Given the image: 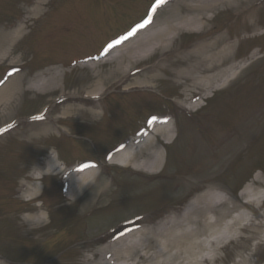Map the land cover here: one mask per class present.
<instances>
[{
	"label": "rangeland",
	"instance_id": "obj_1",
	"mask_svg": "<svg viewBox=\"0 0 264 264\" xmlns=\"http://www.w3.org/2000/svg\"><path fill=\"white\" fill-rule=\"evenodd\" d=\"M27 1L0 0V33L8 34L2 25L10 21L15 14L20 19L28 20L25 36L19 41L17 51L12 55L13 60L21 65L27 61V74L19 75L18 81L25 78L26 82H32L34 77L41 73L40 70H46L51 64L57 65L61 80L59 90L55 92H76L74 95H77V98L72 100L73 107H70L69 114L61 113L64 108L61 104H57L55 112H46L45 117H48L50 127L47 133L42 134L41 123L27 126L24 121H28V117L21 115L39 111L45 102L59 93L54 92L53 95L46 96L43 95L44 92L28 91L12 110L10 118V121L21 118L17 125L19 130L15 128L0 134V198L3 200L0 206L3 204L5 207V211L0 215V253L9 260L14 259L13 254L22 258H16L17 262H10L0 257L1 262H4L2 264H100L101 260L103 261V248L129 237V232L157 228L169 217L181 218L182 223L190 205L197 201V206L202 210L198 212L202 213L199 217L190 215L183 226L196 228V225L191 223L192 220L199 219V223L202 220L203 223L207 221L202 230L200 227L203 223L198 225L200 234L194 236L202 246L184 249L183 253L173 248L161 260L165 259L168 264L169 256L173 254L175 257L172 261L176 264H190L193 260L200 264H240L247 258L251 259L252 264H264V227L256 231L259 219L255 218L259 216L254 217L253 214L255 210L260 212L259 215L263 218L264 205L257 207L241 195L244 191L249 194L250 189L246 190L247 186L255 181L257 175H261L259 168L264 169V116L253 117L252 106L247 107L248 104H256L262 99L257 101L258 96L244 88L247 82L242 77L244 72L239 73L241 68L229 86L220 84L213 94L210 92L211 96L209 94L207 100L201 98L200 91H196V96L191 97L189 90L186 91V84L175 76L177 67L174 69L169 62L178 51H186L198 40L204 39L206 35L202 32L180 33L171 47H174L172 53L158 50L151 56L142 55L139 60H127L122 65L111 60L120 52H115L101 62H95L93 58L85 61L75 58L88 57L90 53L92 57L101 49L102 43L129 28L156 0H48L40 12L34 11L32 4H26ZM244 2L246 0H235L231 8L222 7L219 11L212 12L213 17L208 28L214 26L215 29H220L222 20L225 21L226 16L232 12L230 9H235ZM173 3H167V9L163 8L159 19L170 14ZM157 8L160 6L154 11L158 10ZM153 15L154 13L150 17ZM257 22L264 25V11L259 14ZM227 24L230 27L228 21ZM247 27L244 25L241 32ZM249 32L246 31L245 34L250 38L233 48L232 54L236 58L246 54L251 48H264V35L253 38V34ZM141 36L137 39L143 38ZM121 51L126 52L127 49ZM0 60V79H3L7 77H2L3 70L9 64L8 59ZM161 60L166 62V69L162 67L160 77L157 76L153 87H132L131 82L135 76L127 78V75L132 73L135 67L140 69L152 66ZM73 61L77 63H72ZM254 63L248 69L256 64ZM260 67L261 64L255 69ZM128 69L129 71L124 73ZM258 73L257 80L252 82L264 83V80L260 81L263 75ZM129 83L131 84L128 86ZM141 90L150 92L142 98L143 100L130 96V93ZM93 91H98L96 94L100 96H91L95 94L90 93ZM158 91L166 94L172 107H169L166 115L173 116V124L182 125L186 132L169 146L166 142L172 141L174 134L161 131L162 133L159 132L153 137V144L147 147V152H153L154 148L163 152L162 163L153 169V172L166 174V177L157 181H150L151 178L140 179L137 175L133 176L132 171L135 172L136 169H133L132 164H129L128 172L123 169L118 172H105L106 167L103 168V164L98 162L97 153L101 154L115 145L113 139L128 136L144 126L146 114L153 111V107H159L157 112L160 113L168 108L162 106L154 97L153 93ZM240 91L245 93L240 96ZM108 93L115 96L107 109ZM247 95L256 101L241 106L242 99ZM91 97L95 99L92 100ZM197 103L202 107L200 113L196 114H202L200 117L188 122L190 116H186L184 120L177 119L184 113H190L193 110L191 106ZM177 108L179 112L174 117ZM203 109L207 111L203 112ZM239 109L244 116L242 124L243 116L239 117ZM4 121L6 119L1 109L0 124ZM56 121L59 122L55 123ZM209 123L211 128H205V124ZM201 124L202 126H199ZM37 127L40 129L38 133L33 130ZM232 127L236 129H231ZM205 129L209 133H202ZM229 129L230 135L226 133ZM73 134H78L76 138L87 141L82 144ZM66 136L73 137L72 141ZM90 143L97 149L88 145ZM50 150L52 155L62 162L63 171L59 172V175L37 174V179L31 178V172L36 166L45 167V162L50 159ZM145 156L146 153L142 158ZM83 157L95 158L98 165L96 164L97 168L94 169L92 183L83 187L79 195L71 200L66 193L72 181L67 178L77 179L81 176L79 171L76 172L77 169L85 164L92 165L90 162H84ZM136 172L142 174L143 171ZM21 181L31 188L33 185H42L43 189L39 187L42 193L39 201L24 199L28 198L29 189L28 195H23V190H20L17 198H13L12 188ZM261 181L263 182L264 178ZM63 187L61 198L59 193ZM253 187L259 190L261 186ZM100 193L102 199L96 203ZM37 205H42L41 212L38 211ZM92 209L97 211L93 216L87 217L85 214L92 212ZM140 211L147 213L141 215ZM239 211L253 212L249 214L250 219H253V228L230 229L226 225ZM44 212L47 213L46 220L41 227L29 219L43 215ZM138 238L137 235L132 239ZM215 240L218 241V251L214 254L210 253L207 247L215 243ZM160 244L159 241H153L149 253L156 255L161 250ZM123 261H112V264H127ZM149 262L140 259L138 264H150Z\"/></svg>",
	"mask_w": 264,
	"mask_h": 264
},
{
	"label": "bare ground",
	"instance_id": "obj_2",
	"mask_svg": "<svg viewBox=\"0 0 264 264\" xmlns=\"http://www.w3.org/2000/svg\"><path fill=\"white\" fill-rule=\"evenodd\" d=\"M40 1L41 2H39L33 8L35 9L34 11L40 12V8H42L46 0ZM172 1L174 2L172 4L174 7L171 6L169 15L159 19L158 17L162 11L167 9L166 7L164 9L162 8L157 14L156 19H154L146 28L138 32L135 39H133L135 40L134 42H132L133 40H129L128 42L123 43L122 46L114 49L113 52L111 51L112 53L109 55V58L114 55L115 52H120L111 60H115L117 64L122 65V63L127 60L130 62L139 60L140 56L142 55L151 56L158 50H163L165 53H172L171 50L173 48L171 47L174 45V42L180 33L186 31L202 32L205 33L207 38H204L203 42L201 41L196 43L188 51H180L175 54L173 59H171L169 62V65L174 69L177 67L175 70L178 71L175 72V76L181 80L182 83L186 84V91L189 90V94H192L197 90L203 92L209 90L213 88L216 82L219 80H222L223 85H227L235 76V73H233L234 66L232 64L230 65V61L233 57L232 49L234 48V45H232L233 42H231L227 36L222 35V33L213 32L209 34L208 26L210 24V20L213 17L211 15L212 12H216L222 7L225 9L231 8L232 3L235 0ZM256 2L257 0H246L244 3L247 4L248 8H252ZM23 28L24 25H21L20 27L10 31L8 34L0 33V56H3H1L0 59H9L15 53L16 48H13V46L22 34ZM140 36L143 38L137 39ZM124 49H127V51L122 52L121 50ZM147 52H149V54ZM12 60V63H16V60H13L14 62ZM165 66L166 62L161 60L153 66L143 67L140 69L135 67L132 73L127 75V78L129 76H135L133 78L134 81L131 82L133 85L132 87H153L155 85V81L158 79V77H160L159 72H161L162 67L165 68ZM128 71L129 69L124 73H127ZM19 75L20 74H16L9 78L0 90V110L3 109V115L6 120L11 118L12 110L26 92H44L43 95L49 96V94L53 95L55 91L59 90L61 73L56 68L54 69L49 67L48 69L42 71L34 77L32 82H26L25 78L18 81ZM131 83H129L128 86ZM98 91L90 92L95 93L91 96H100L96 94ZM64 92L65 90L63 92H55L59 93L54 96L55 101L58 100L57 102L60 104H63V102L69 103L72 98L77 96L74 95L76 92H73V95H69ZM71 106L72 105L70 104L65 106L62 109V113L69 114V109H71ZM43 123L41 125L43 129L41 130V133L45 134L47 133L50 125L45 122ZM38 130L40 129L37 127V133ZM164 130L165 127L161 130L159 128L156 131L160 132ZM31 135H33V133ZM152 138V135L148 136L147 138L143 139L141 145L138 144L136 148L132 147V150H128L127 147L122 153L119 154L116 161L123 163V165L132 164L135 168H140L146 172H153V169H156L161 165L163 153L159 148L154 149V152H147V147L153 144ZM144 153H146V156L142 158ZM140 159H143L142 162H139ZM94 173L95 171L93 169L87 170L84 171L81 176L89 177V183H92V177L94 176ZM70 187L71 188L68 193L74 196L75 199L82 190V188L79 186L78 179L72 180ZM249 188L251 187H247L246 190L249 191ZM39 191L40 190L38 186L35 187L31 193V196H38ZM258 192V190L252 188L248 196H252L253 194L256 195ZM243 194L245 195L247 192L244 191ZM100 196L101 193L98 195L96 202H98L99 199H102ZM74 199L72 198V200ZM92 204H94V202ZM197 205L198 201L190 205L182 223L181 218L169 217L160 226L158 225L157 228H145L143 230L133 231L130 233L129 237L115 242L116 244L114 245L103 248L101 251L103 261L101 260L100 264H112V261L118 260H124L123 262L126 261L127 264H138L140 259H142L144 262L147 260L149 262V258L150 264H166V260L161 259L166 253L172 251L173 248L176 249L177 252H179L178 250H181V253H183L184 249L187 250L188 248L191 249L193 246H202V243L197 242L196 240L198 238H194V236L200 234L199 226L203 223V220L200 223L199 219L191 221V223L196 225V228H186L183 226L190 215L195 217L200 216L202 212L199 214L198 211L202 210H200L199 206ZM29 219L35 221L39 227L45 223V217L43 215L31 217ZM245 220V214L240 215L239 217L234 218L231 227H235L237 224H242ZM206 223L207 221L201 225V230L204 229L203 226H205ZM137 235L139 238L133 240L132 238ZM153 241H159L161 243V250L156 255L150 254L151 252L149 253ZM210 245L211 248H214L216 243L213 242ZM191 256L194 257V254ZM174 257L175 255L173 254L169 256L170 261H168V264H176L175 261H172ZM135 261H138V263ZM190 264L200 263H198V261L194 262L193 260L190 262ZM240 264H252V262L250 258H247L245 261H243V263Z\"/></svg>",
	"mask_w": 264,
	"mask_h": 264
},
{
	"label": "clouds",
	"instance_id": "obj_3",
	"mask_svg": "<svg viewBox=\"0 0 264 264\" xmlns=\"http://www.w3.org/2000/svg\"><path fill=\"white\" fill-rule=\"evenodd\" d=\"M50 159L45 162V167L40 168L36 166V172L38 175H57L59 172L63 171V164L62 162L54 155H52L51 150L49 151ZM79 182V186L81 188L85 187L89 183V177L86 176H80L77 178ZM40 188H42V185H39ZM67 197L73 198L69 193H66Z\"/></svg>",
	"mask_w": 264,
	"mask_h": 264
},
{
	"label": "snow or ice",
	"instance_id": "obj_4",
	"mask_svg": "<svg viewBox=\"0 0 264 264\" xmlns=\"http://www.w3.org/2000/svg\"><path fill=\"white\" fill-rule=\"evenodd\" d=\"M142 27H143V25H142ZM89 167H95V165H87V164L82 165V167H81V169H79V171H83L84 169H87Z\"/></svg>",
	"mask_w": 264,
	"mask_h": 264
}]
</instances>
